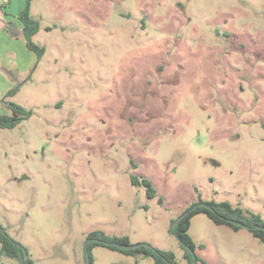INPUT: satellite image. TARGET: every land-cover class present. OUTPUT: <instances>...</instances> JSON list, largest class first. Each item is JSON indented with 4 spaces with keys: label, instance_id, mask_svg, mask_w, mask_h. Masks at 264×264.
Returning <instances> with one entry per match:
<instances>
[{
    "label": "rangeland",
    "instance_id": "374dc122",
    "mask_svg": "<svg viewBox=\"0 0 264 264\" xmlns=\"http://www.w3.org/2000/svg\"><path fill=\"white\" fill-rule=\"evenodd\" d=\"M26 2L0 0V114L31 112L0 129V224L32 264H86L92 231L187 264L169 227L200 201L264 219V0H31L38 63ZM188 234L206 264H264L244 227L199 213ZM91 264L154 263L96 246Z\"/></svg>",
    "mask_w": 264,
    "mask_h": 264
},
{
    "label": "trees",
    "instance_id": "16d2710c",
    "mask_svg": "<svg viewBox=\"0 0 264 264\" xmlns=\"http://www.w3.org/2000/svg\"><path fill=\"white\" fill-rule=\"evenodd\" d=\"M30 1L31 0H27L26 6L18 15V20L22 26L21 34L24 38L25 46L29 51L35 54L36 63H38L43 57L45 49L44 47L38 46L32 42V37L38 31L39 22L37 19L32 18L29 13ZM17 90L18 87L8 90L4 96V99L15 95ZM7 108L9 113L0 114V129H13L21 121L26 120L31 116L30 111L19 105L9 103L7 104ZM131 184L135 186H144L146 188V196L149 199L155 197V190L147 179L131 177ZM158 201L159 203H162L161 199H158ZM200 203H202V201H200ZM197 204H192L183 212L185 213L196 206L194 209H192V211L186 213V215H184L179 220V222L173 228L172 233L170 232L171 226L169 227V232L176 237L181 249L183 250V258L186 260L187 264H196L197 262L206 264L196 255H194L195 244L188 234L191 218L199 213L205 214L217 226L229 227L234 231L244 227L253 238L257 239L261 243H264V219H262L260 215L243 210L239 207L232 206L226 201L205 202V204L211 206V210L197 206ZM232 221L241 223L242 226H235L231 224ZM86 241L89 243L86 249L84 248V254L85 256L89 257L90 262L92 248L99 246L110 250L119 251L126 256H131L134 258H150L154 264H179L176 261L175 255L169 251H160L154 248L147 249L142 246L121 251L112 246L113 242L125 245L130 244L126 236L116 237L106 235L102 231H92L87 234ZM24 251H26V249L19 242L10 237L0 224V256L20 262V258H22ZM24 264H32V261L27 257L24 261Z\"/></svg>",
    "mask_w": 264,
    "mask_h": 264
},
{
    "label": "water",
    "instance_id": "95a60500",
    "mask_svg": "<svg viewBox=\"0 0 264 264\" xmlns=\"http://www.w3.org/2000/svg\"><path fill=\"white\" fill-rule=\"evenodd\" d=\"M197 206H200V207H203V208H205V209H207V210H211V206L210 205H208V204H205V203H199V204H197ZM196 207V206H195ZM194 207V208H195ZM194 208H192V209H194ZM192 209H190V210H188L187 212H185V213H183L172 225H171V227H170V232L172 233V231H173V228L176 226V224L179 222V220L184 216V215H186V213H189L190 211H192ZM231 224H233V225H235V226H242V224L241 223H238V222H235V221H232L231 222ZM257 228V227H256ZM88 241L86 242V244H85V246H84V248L86 249V247H87V245H88ZM112 246L113 247H115V248H117L118 250H121V251H125V250H129V249H133V248H136V247H138V246H142V247H145V248H147V249H153L150 245H148V244H145V243H140V244H135V245H131V244H127V245H125V244H119V243H116V242H113L112 243ZM27 258V253H26V251H24L23 252V256H22V258H20V264H24V261H25V259ZM86 264H91V262H90V259H89V257L87 256L86 257Z\"/></svg>",
    "mask_w": 264,
    "mask_h": 264
},
{
    "label": "flooded vegetation",
    "instance_id": "af4514ba",
    "mask_svg": "<svg viewBox=\"0 0 264 264\" xmlns=\"http://www.w3.org/2000/svg\"><path fill=\"white\" fill-rule=\"evenodd\" d=\"M182 215V214H181Z\"/></svg>",
    "mask_w": 264,
    "mask_h": 264
}]
</instances>
